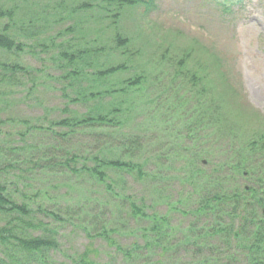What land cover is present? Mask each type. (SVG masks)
<instances>
[{
    "label": "rangeland",
    "instance_id": "rangeland-1",
    "mask_svg": "<svg viewBox=\"0 0 264 264\" xmlns=\"http://www.w3.org/2000/svg\"><path fill=\"white\" fill-rule=\"evenodd\" d=\"M21 1L29 3L26 8L19 5L17 18L37 15L39 30L35 37L17 19L19 24L13 33L19 43L27 44L24 51H0V61L25 68V72H14L7 67L6 73L0 68V75L6 74V80L0 83V184L6 185L15 201L30 204L34 215L27 222L34 227L20 224L8 231L9 219L0 214V232L6 230L8 236L18 230L20 238H49L57 242L58 248L28 257L30 254L23 249L11 247L4 252L5 243L0 241V260L4 264H183L190 260L193 251L182 244L194 236L190 232L194 219L177 210L190 213L194 208L189 201L194 189L185 184L182 172L191 159L178 155L197 137L194 126L189 125L191 121L208 124L204 134L210 146L204 152L212 156L203 152L200 159L206 161V170L214 168L219 158L221 162L228 160L225 153L226 145L232 142L230 137L238 135L236 146L240 147L264 132V0H233L229 11L215 0H151L153 10L148 15L144 8H128L122 28L131 45L125 53L115 47L114 27L100 34L101 20L86 22L97 10L85 12L79 6L91 0ZM15 2L19 4L0 0V5L9 9ZM81 21L83 28L79 27ZM8 23L2 20L0 31ZM79 28L94 33L83 41ZM96 39L98 42L93 44ZM85 43H90V49L104 44L107 52L86 71L89 80L83 82L84 86L93 84L92 73L100 64H125L129 71L111 76L105 84H93L94 93H108L100 99L71 103L83 97L79 92L85 93L65 74L59 51L66 48L75 52L87 48ZM182 59H186L187 68L178 66ZM188 71L197 72L199 89L192 86ZM139 75L145 76L142 86L124 94L126 83ZM203 86L211 87L210 93L220 100L225 117L203 118L198 116L201 108L189 107L191 101H207L200 91ZM232 88L240 93L239 97L231 93ZM120 105L128 113V120L121 129H114L115 134H109L112 128L82 127L79 135L62 138L60 134L69 130L53 126L69 117ZM128 137L139 144L126 145ZM192 146L195 150L200 144L194 140ZM109 148L115 151L116 159L136 163L146 160L148 165L144 180L110 171L112 181L108 183L123 200L120 202L113 201L106 187L95 180L47 166L64 163L73 155L79 160L72 165L82 167L88 159L92 165L90 159ZM35 163L42 169H31ZM154 173L157 179L148 176ZM88 199L100 203L94 205ZM134 203L148 207L149 216L157 214L167 221L159 232L167 238L145 232L152 222L132 217ZM85 227L90 231L83 230ZM25 231L27 234L22 235ZM145 233L168 244L167 257L158 261L162 248L147 246ZM165 233H171L170 242ZM119 247L124 251L133 248L132 255L118 251Z\"/></svg>",
    "mask_w": 264,
    "mask_h": 264
},
{
    "label": "trees",
    "instance_id": "trees-1",
    "mask_svg": "<svg viewBox=\"0 0 264 264\" xmlns=\"http://www.w3.org/2000/svg\"><path fill=\"white\" fill-rule=\"evenodd\" d=\"M15 1H19V4L15 2L9 9L0 5V22L2 20L9 22L4 27V30L0 31V51L4 50L10 53L23 52L24 46L27 45L26 43H19L13 33L14 27L19 24L18 20L29 28L30 34H34L39 30V26H37L38 19L35 17L37 15L28 16L26 19L17 18L20 12L19 9H21L19 5H25L26 8L29 2ZM143 6H146V11L150 10L151 6L147 0H91L81 4L79 10H84L85 12L97 10L93 11V15L91 14L90 17H87L86 22L91 20L98 23L101 20L103 25L102 29L98 31L100 34L114 27L116 30L114 38L115 47L125 53L131 45L129 37L123 34L122 27L125 13L128 8ZM80 26L83 28L82 21L79 23ZM68 31L70 32L71 30ZM78 32L82 34L83 41H88L91 34L94 33L92 30L83 31L81 28L78 29ZM34 36L37 37V34H34ZM97 42L98 40L96 39L92 43L95 44ZM90 43H85L84 45L88 48ZM87 48L75 52L68 51L66 48L59 51V57L65 63L63 69L67 70L65 74L69 80L77 82L78 86L82 87L81 90L85 93L79 92V97H83L77 98V100H73L71 103H78L81 100L89 103L90 100L100 99L108 93H102L101 91L94 93L95 87L93 84H105L111 76L129 71V68L125 64L111 65L109 67H104L100 64L98 65V70L92 73L93 84L84 86L83 82L89 80V74L86 71L90 70V68L92 69L95 64H98L99 57L107 52V46L104 44H101L100 48L96 49ZM185 62L186 59H182L178 63V66L182 67V69L187 68L184 67ZM7 67L14 72L18 69L25 72L24 67H19L17 64H5V61H0V68L5 73L7 72ZM182 73L184 72H180V74ZM187 73L191 76L192 86L199 89L201 82L197 72L188 71ZM0 76V83H4L6 74ZM144 81V75L131 78L127 83L124 82L127 84V87L122 90L123 93H128L132 89L138 90ZM200 89L201 93L206 96L207 101L201 104L191 101L189 107L201 108L202 112L198 113V116L203 118L213 116L221 119L225 117L221 109L220 100L210 93L211 87L203 86ZM231 93L236 97L240 96V93L237 90L233 91V88ZM96 112L95 114L89 113L82 117H69L53 123V126L68 129L69 131L60 134L62 138H68L79 135L82 127L112 128L113 130L109 134H115L114 129H121L125 125L124 122L128 120V113H124L125 110L121 105L117 109L114 107L108 111L96 110ZM205 124H207V121L206 123H202L201 121L189 122V125L194 126L197 137L185 145L178 155V157L180 156L184 159H186L185 156L191 159V162L188 161L186 163L182 172H184L183 181L185 184L187 186L190 185L194 189L193 193L190 192L189 197V201L194 205L190 213L186 210H177L184 216L191 215L194 219L190 225V232L194 233V236L188 237L187 241L182 244L183 247L185 245L188 246L193 253L190 260L184 261L183 264H264V132L247 139L240 147L236 146V140L239 136L230 137L229 139L232 142L230 144L228 142L226 145L227 151L225 153L229 155H226L228 160L221 162L219 158L217 160L218 164L212 165L214 168L206 170L204 163L200 161L202 158L201 154L210 146L208 142L209 137L204 134L206 131ZM34 129L45 130L44 128ZM49 132L51 133V131ZM123 135L126 134L123 133ZM133 138L128 137L125 140V144L136 147L139 141L134 142ZM194 140H197L200 144V147L197 146L195 150L192 146ZM130 151L134 152L135 148H131ZM114 154L115 151L111 148L100 151L90 159L92 160V165L89 164L90 162H87L88 159L87 161H83L82 164L80 163L82 167L79 164H77L78 167L72 165V163L75 164L79 160V157L76 155H73L72 159H67L64 163L56 162L53 165L49 164L47 166L65 168L68 171L66 172L67 175L80 178L87 177L89 180H95L106 187L105 190L108 195L113 197V201L120 202L123 200L120 199L118 194L113 192L112 185L108 183V181H112L109 176L110 171H115L116 173L122 171L134 176L135 179L144 180L147 177L145 170L148 165L146 160L136 163L132 160L116 159L113 157ZM204 155L212 156L209 152H204ZM33 165L31 169H42L38 163ZM189 167H191V170ZM148 176L157 179L155 173ZM192 198L194 201H192ZM87 201L93 202L94 205L100 203V201L94 202L92 199H88ZM131 209L132 217L152 222V227L146 229L145 232H151L159 238L164 237L159 234L160 230L167 225V221L163 217L157 214L149 216L147 213L148 207L143 204L138 206L134 203ZM33 213L28 202L15 201L7 190L6 185L0 184V214L9 219L8 225L11 228L8 231H13L20 224L24 225L25 228H33L34 226L29 225L27 222V218L34 215ZM83 230L90 231V228L85 227ZM16 233L7 236L6 230L0 232V241L5 243L4 252L12 247L15 250H25L30 254L27 255L28 257H36L40 253L58 248L55 240L42 237L30 238L27 235L20 238L18 230ZM21 234H27V231ZM165 234L170 238L167 242H170L172 239L171 233ZM98 235L104 236V234ZM144 237L146 240H149L145 242L147 246L162 248L157 256L158 261L162 259V256L167 257L165 254L169 253V249H167L168 244H162L146 236V233ZM164 238L167 237L165 236ZM132 249L125 250V253L124 249L119 247L118 251L130 257L133 253ZM15 262H18V260L15 259ZM4 263L5 261L0 260V264Z\"/></svg>",
    "mask_w": 264,
    "mask_h": 264
}]
</instances>
